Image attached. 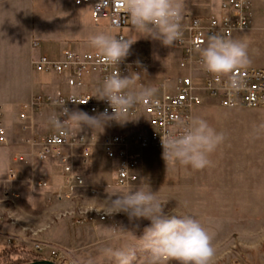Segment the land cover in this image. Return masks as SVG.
Wrapping results in <instances>:
<instances>
[{
  "label": "rangeland",
  "instance_id": "rangeland-1",
  "mask_svg": "<svg viewBox=\"0 0 264 264\" xmlns=\"http://www.w3.org/2000/svg\"><path fill=\"white\" fill-rule=\"evenodd\" d=\"M223 1L186 0V12L197 16L213 14ZM62 2L0 0V136L6 137L5 143L0 142V264H21L32 259H49L58 264H115L103 256V249L108 247L137 248L132 264H147V253L139 250V238L149 221L130 222L123 213L112 217H102L103 214L95 210L87 213L89 208L104 207L107 192L123 191L141 183L149 184L152 191L158 192V198L166 203V212L191 215L201 221L212 237L215 249L212 264H264V192L257 187L264 184V129L259 127L264 124V108L243 107L233 115H228L231 114L228 109L211 110L206 119L226 136L223 144L210 155L212 164L207 169L214 171L220 166L225 168L250 161V185L256 187L250 191V203L183 200L181 175L171 166L167 167L158 149L145 151V157L151 161L145 165L140 162L138 180L125 187L115 184L116 170L104 158L99 139L91 158L87 162L79 158L76 165L85 181L82 187L67 182L58 162L55 170L51 169L55 158L38 159L36 149L27 139L32 138L31 135L41 137L54 127L49 123L50 127L45 128L50 117L47 109L25 118L23 107L35 94L33 81L37 72L31 66L32 57L51 56L59 48L61 56L63 47L71 43L62 24L69 23L71 29V14L83 9L63 13ZM84 13L80 19L85 20L89 28L98 33L116 34L107 19L96 23L92 16ZM258 22L264 26V10ZM123 34L136 39L131 28L124 29ZM87 50L94 48L89 46ZM135 56L149 61L148 69L138 78L158 77L159 83L154 84L158 91L181 74L177 70L179 53L175 46L169 48L159 41L140 38L131 46L128 57ZM250 56L253 58L251 67H264L263 36L257 34L250 42ZM45 75L38 77L48 79ZM9 103L14 106L11 114L2 107ZM221 153V160L213 156ZM243 154L249 157H227ZM236 174L226 172L222 178L229 182ZM38 181L47 186H37ZM247 209H250V222L243 224L245 229L250 228V233L229 231L235 217L238 214L241 217Z\"/></svg>",
  "mask_w": 264,
  "mask_h": 264
},
{
  "label": "clouds",
  "instance_id": "clouds-1",
  "mask_svg": "<svg viewBox=\"0 0 264 264\" xmlns=\"http://www.w3.org/2000/svg\"><path fill=\"white\" fill-rule=\"evenodd\" d=\"M122 7L130 18L131 31L136 39L117 37L110 33H98L88 37V43L97 50L102 61L117 65L130 55L131 46L140 38L159 41L162 46L173 48L183 39V21L187 11L186 0H122ZM201 68L212 74L219 82L225 77L222 92L229 95L241 91L246 85L241 75L236 73L246 69L249 58V42L237 40L220 33L210 34L206 46L197 47ZM140 74L136 73L138 78ZM136 80L130 74L122 76L119 71L108 75L96 90V97L105 100L113 109L98 115H89L80 110L70 111L60 102L61 114L49 118L57 129L71 125L79 131L83 127L92 130L104 128L116 119L119 113L144 101H153L158 89L155 87H135ZM3 110L11 114L12 104H4ZM67 117L61 120L60 117ZM11 123V121H9ZM264 129V124L259 126ZM226 136L218 132L200 116L187 121L176 120L161 136L162 156L167 167L171 166L186 175L191 171H201L210 167V155L223 144ZM83 183V181H81ZM102 208H89L112 217L123 213L130 222L149 221L139 238V250L147 253V264H212L215 249L212 237L201 221L191 215H177L165 211L166 203L158 198L147 183L129 186L126 190L107 192ZM114 197V198H113ZM139 227V225H136ZM111 238V233H109ZM137 248L125 247L103 249V256L115 264H132L136 260Z\"/></svg>",
  "mask_w": 264,
  "mask_h": 264
},
{
  "label": "built area",
  "instance_id": "built-area-1",
  "mask_svg": "<svg viewBox=\"0 0 264 264\" xmlns=\"http://www.w3.org/2000/svg\"><path fill=\"white\" fill-rule=\"evenodd\" d=\"M80 7H87L93 20L97 23L105 18L109 27L116 31L115 36L125 37L123 30L131 28V21L122 7V0H74ZM254 0H224L217 13L197 16L186 12L183 21V39L175 45L179 53L178 67L182 73L153 101H144L119 113L113 122L122 117H137L144 113L150 122L148 132L133 135L112 134L102 141L104 155L115 162V184L125 187L138 180L141 151L155 147L163 152L161 136L176 120L187 121L193 117L196 107L207 101H215L225 108L247 107L264 108V67H247L237 72L245 82V87L231 95L222 92L226 78L217 82L215 77L205 72L200 65L197 47H204L210 34L220 33L232 37L236 31H245L251 27ZM126 38V37H125ZM31 66L37 73L66 75L69 87L78 89L76 93L58 92L55 95L38 93L33 95L23 107L24 117L43 109H52L53 114L60 115V102L70 111L82 109L91 115H98L106 109L112 114L113 109L107 101L99 100L96 93L89 90L87 79L97 74L101 81L119 71L122 76L136 75L148 69L149 61L142 57H127L117 65H108L102 61L97 50L78 52L67 46L61 56L47 54L32 57ZM166 85V86H167ZM67 117L61 116L63 121ZM27 130V127L25 128ZM34 132V131H33ZM28 137L27 142L37 151L41 161L56 158L68 183L76 187L85 185L83 176L77 172V159L87 162L93 154V143L86 135L75 133L69 125L36 138ZM5 143L6 137L0 136ZM80 150L78 151V149ZM15 176V174H13ZM83 181V183H81ZM37 186L47 184L38 181ZM104 217V216H102ZM37 248L41 249V245Z\"/></svg>",
  "mask_w": 264,
  "mask_h": 264
},
{
  "label": "crops",
  "instance_id": "crops-1",
  "mask_svg": "<svg viewBox=\"0 0 264 264\" xmlns=\"http://www.w3.org/2000/svg\"><path fill=\"white\" fill-rule=\"evenodd\" d=\"M62 6L61 10L63 13H74L75 9H83L78 14H71L70 24L72 25L71 29L68 27L69 23L62 24V26L65 28L64 34L68 39H70V44L63 47L66 48L67 46H70L72 49L78 52H86V51H92L87 50L90 46L88 43V37L90 35L98 34L96 29L89 28V24L85 22V20H81V16L83 17L86 11L90 16L91 12L89 8L87 7H80L77 6L74 3V0H62ZM220 4V3H219ZM220 6V5H219ZM218 6V12L220 11V7ZM264 10V0H254L253 8H252V17H251V27L245 31H236L232 35V39H243L249 42V58L251 61H253L252 56H250V42L254 39V37L258 34V36L264 37V26L258 22L261 18L262 11ZM76 11V10H75ZM217 13V12H216ZM74 19V20H73ZM66 22H69L66 21ZM67 31V32H66ZM258 32V33H257ZM59 41V39H57ZM62 41V40H61ZM62 49V50H63ZM94 50H96L94 48ZM93 50V51H94ZM59 52H61V48L57 50L54 54H50L53 57H59ZM137 57V56H135ZM179 60V58H178ZM248 67H251L250 65ZM177 70L182 73V71L179 69L177 64ZM39 74L43 73H35L36 77L33 81V89L35 90V94L45 92V94H52L55 95L58 92L62 93H76L78 92V89L69 87L67 84V76L66 75H56V74H46L45 76H48L45 80H41L40 77H38ZM133 78L136 75H132ZM135 79V78H134ZM136 84L135 87L137 89L141 87H154V84L159 83L160 79L154 75L152 76H146V77H140L136 78ZM88 88L89 90L96 93V90L102 85V81L99 78L97 74H93L92 76L88 77L87 79ZM168 84V83H167ZM166 84V85H167ZM165 87H168V85ZM165 87H160V91H157L156 95H160L162 91L165 89ZM33 94V95H35ZM243 107H235V108H225L220 106L215 101H207L204 105L198 106L193 111V116H200L204 119L208 118V114L211 110H225L228 109L231 114L233 115L235 112L241 110ZM247 108V107H245ZM249 109V108H247ZM74 110H80L84 111L82 109H74ZM52 109H47V112L49 113L51 117ZM89 114V113H88ZM91 115V114H89ZM227 115V116H228ZM49 117V118H50ZM49 123L46 125L45 128H48ZM53 127V126H52ZM44 128V127H43ZM69 128L71 131L75 133H81L86 135L89 139L92 140L93 143V150L95 148V144L97 143V139H99L100 144L102 143L103 139L112 134H126V135H133L134 133L139 132H148L150 129V122L148 117L142 113L141 115H138L137 117H122L120 119H117L113 122L108 121L103 130L100 128H96L95 130H92L88 127H83L82 130L75 129L73 126L69 125ZM53 131L56 130L52 129ZM90 135H87V133ZM86 133V134H85ZM98 137H95L94 135ZM102 134V135H101ZM101 148L102 144L100 145ZM148 149H157L155 147H151ZM142 150L141 151V165L142 163L145 165L146 163L150 162L151 159H148L145 157V151L148 150ZM80 148L78 149V151ZM159 150V149H158ZM160 151V150H159ZM161 153V151H160ZM104 155V154H103ZM162 156V153H161ZM213 156H218V158L221 160L223 158V154H217ZM243 156L249 157L248 154L243 155H227L228 158H242ZM163 157V156H162ZM104 158L110 162L109 166H112L115 168V162L113 160L108 159L105 155ZM51 169L55 170V165L57 166V159H53ZM79 158L77 159L78 162ZM112 164V165H111ZM140 165V166H141ZM60 167V166H59ZM61 168V167H60ZM140 168V167H139ZM116 170V169H115ZM176 172H178L181 175V182H182V188H183V196L186 201H194V202H217V203H250V191H254L256 188L253 186V184L250 185V161L245 163H235L233 165L226 166L225 168L220 166L219 169H215L214 171H210L209 169L205 168L201 171H191L190 175L184 174L182 170L177 167ZM219 170V171H218ZM237 173V177H235L233 180L226 182L222 176L224 173ZM212 177L213 179H216L214 181H209L207 178ZM258 188H263L264 192V184L257 185ZM243 212V211H242ZM239 214L235 217L237 218L235 221H232L233 224L229 231L235 230L239 233L246 232L250 233V228L245 229L244 222L249 223L250 222V209H247L243 212V215L239 218ZM241 224V226H240ZM239 226V227H238ZM244 226V227H243Z\"/></svg>",
  "mask_w": 264,
  "mask_h": 264
},
{
  "label": "water",
  "instance_id": "water-1",
  "mask_svg": "<svg viewBox=\"0 0 264 264\" xmlns=\"http://www.w3.org/2000/svg\"><path fill=\"white\" fill-rule=\"evenodd\" d=\"M26 264H58V263L49 259H40V260H34Z\"/></svg>",
  "mask_w": 264,
  "mask_h": 264
},
{
  "label": "trees",
  "instance_id": "trees-1",
  "mask_svg": "<svg viewBox=\"0 0 264 264\" xmlns=\"http://www.w3.org/2000/svg\"><path fill=\"white\" fill-rule=\"evenodd\" d=\"M33 260V259H32ZM32 260H30V261H25V262H23V263H21V264H26V263H29V262H32ZM34 261V260H33Z\"/></svg>",
  "mask_w": 264,
  "mask_h": 264
}]
</instances>
